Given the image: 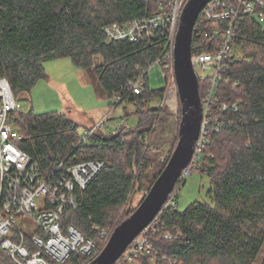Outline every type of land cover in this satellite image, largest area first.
<instances>
[{
	"label": "trees",
	"instance_id": "trees-1",
	"mask_svg": "<svg viewBox=\"0 0 264 264\" xmlns=\"http://www.w3.org/2000/svg\"><path fill=\"white\" fill-rule=\"evenodd\" d=\"M161 1L0 0V78L8 81L15 98L44 78L46 60L69 58L87 73L96 96L110 101V109L126 110L130 104L136 107L135 114L143 113L133 127L114 132L98 128L83 142L79 125L65 113L29 110L14 117L23 136L19 146L42 174L60 163L105 161L84 189L74 188L76 208H65L60 217L63 229L73 226L97 243L102 230L111 228L110 234L134 211L120 212L137 192L146 196L172 153L159 163L165 141H147L162 113L148 103L161 100L165 88L151 90L147 79L141 93L128 90V83L161 57L167 37L131 43L108 41L103 33L107 25L154 14ZM202 12L194 26L191 55L214 51L215 40ZM232 45L235 56L223 76L229 82L218 84L213 105L228 106L217 113L223 127L207 133L189 173L207 178L206 200L177 210L176 191L185 183L183 172L167 199L172 198L174 205L163 206L151 226L155 231H149L155 260L138 256L127 262L121 256L114 264H255L257 260L264 264V24L246 19ZM252 46L254 50L244 52ZM208 84L198 80L200 99ZM233 104L236 110L230 107ZM165 232L172 238L165 239ZM80 260L72 254L65 264Z\"/></svg>",
	"mask_w": 264,
	"mask_h": 264
},
{
	"label": "built area",
	"instance_id": "built-area-1",
	"mask_svg": "<svg viewBox=\"0 0 264 264\" xmlns=\"http://www.w3.org/2000/svg\"><path fill=\"white\" fill-rule=\"evenodd\" d=\"M186 2L162 0L152 15L103 28L108 41L136 43L149 42L161 35L167 37V46L161 57L129 82L128 90L141 93L150 71L158 66L165 80L163 101L175 110H178L179 99L173 74V51ZM202 11V21L210 24V36L215 40V46L213 52L197 51L191 55L194 72L196 67L208 72L206 76L195 73L197 81L207 80L209 84L200 99V132L193 158L183 171L186 176L203 148L207 133H218L223 127L217 113L228 106L213 107L217 86L221 81L229 82L228 77L223 76L235 56L232 43L239 25L246 19L253 24H264V0H210ZM118 100L115 98V102ZM230 107L236 110L234 104ZM22 112L24 108L11 92L8 81L0 78V264H65L72 254L81 257L79 264H88L101 252L109 231L102 230L97 243L85 238L73 226L63 229L60 217L65 208H76L74 188L84 189L105 166V161L91 159L69 165L60 163L54 171L42 174L38 164L19 146L23 136L15 127L14 117ZM109 114L82 133L80 142L98 128L114 132L129 127L123 119L113 122ZM228 125L232 123L228 122ZM165 204L174 205V201L171 198ZM153 221L128 246L122 255L124 261L131 262L138 256L155 260L157 252L148 236L150 230L155 231L151 227ZM163 237L172 238L169 232Z\"/></svg>",
	"mask_w": 264,
	"mask_h": 264
},
{
	"label": "rangeland",
	"instance_id": "rangeland-1",
	"mask_svg": "<svg viewBox=\"0 0 264 264\" xmlns=\"http://www.w3.org/2000/svg\"><path fill=\"white\" fill-rule=\"evenodd\" d=\"M251 50H254L253 46L249 49L246 48L244 52ZM237 56L239 57V54ZM43 67L45 71L44 78L38 80L29 91L20 92L16 95V100L25 112L32 110L37 114L53 111L65 113L68 119L79 125L81 134L89 127L96 125L102 116L109 112V117L113 122L123 119L129 127L136 125L138 117H143V113L135 114L136 107L130 104L125 105L126 110L123 109V106L110 109V101L96 96L87 73L75 67L69 58L46 60ZM195 73L197 76L208 75V72H203L197 67ZM148 83L151 90L165 86V80L158 66L150 71ZM148 106H155L162 110V113L158 114L154 120L155 122L151 126L152 132L147 138V141L151 140L152 142L165 141V151L157 158L158 162L162 163L173 151L177 142L180 106L178 105V110L172 109L163 101V98L159 101L157 99L152 100L148 103ZM148 106L144 108V112H147ZM207 189L208 180L206 177L196 172L186 176L184 185L176 191L175 204L177 210L182 211L194 201L206 200L205 193ZM144 195V191L134 194L128 204L121 208L120 212L126 213L127 210H135ZM110 230L111 228H107V231ZM108 238L105 243H107ZM258 263L259 260L255 264Z\"/></svg>",
	"mask_w": 264,
	"mask_h": 264
},
{
	"label": "water",
	"instance_id": "water-1",
	"mask_svg": "<svg viewBox=\"0 0 264 264\" xmlns=\"http://www.w3.org/2000/svg\"><path fill=\"white\" fill-rule=\"evenodd\" d=\"M210 0H187L181 12L173 51V74L180 106L177 143L164 169L137 208L110 234L99 255L88 264H114L133 240L155 219L176 182L190 164L199 137L202 107L191 63L195 23Z\"/></svg>",
	"mask_w": 264,
	"mask_h": 264
}]
</instances>
